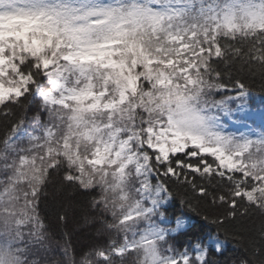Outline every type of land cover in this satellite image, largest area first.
Masks as SVG:
<instances>
[{
	"label": "snow or ice",
	"instance_id": "1",
	"mask_svg": "<svg viewBox=\"0 0 264 264\" xmlns=\"http://www.w3.org/2000/svg\"><path fill=\"white\" fill-rule=\"evenodd\" d=\"M245 76L264 80V0H0V264H77L41 216L56 176L107 236L78 264H211L173 255L143 201L172 181L215 224L264 216V141L193 130L208 95L244 93Z\"/></svg>",
	"mask_w": 264,
	"mask_h": 264
},
{
	"label": "trees",
	"instance_id": "2",
	"mask_svg": "<svg viewBox=\"0 0 264 264\" xmlns=\"http://www.w3.org/2000/svg\"><path fill=\"white\" fill-rule=\"evenodd\" d=\"M220 67L221 70H226L223 65ZM245 81L248 83V92L264 98V80H261L259 76H245ZM229 87H231L230 84ZM234 92L236 91L211 92L204 105L198 107L215 106ZM249 102L255 107H260L264 100L257 102L250 100ZM231 103L233 104L235 101ZM34 110L35 105H29L28 115L31 116ZM2 132L3 129L0 127V134ZM150 182L157 184L158 178L153 175L150 177ZM59 185L58 176L53 177L47 185V195L40 204L41 216L44 218L53 240L69 246V255L74 257L78 264L80 257L85 252L96 245L105 243L107 236L98 234L95 224H85L84 215L96 216V212L89 208L88 200L80 191L60 188ZM167 187L166 193L169 201L160 210V214L171 223L182 217L190 221L185 230L168 236L169 242L174 248L173 255H180L183 251L191 254L193 246L200 244L206 253H210L211 264H242L245 261L247 264H253L250 258L253 250L248 245L250 240H255L257 247L264 246V237L261 236V231H264V216L252 213L218 225L212 222V218L218 215V210L210 207L208 202L194 196L186 186L169 181ZM58 214L67 215L66 225L57 222ZM160 214L149 217L148 222H158ZM209 237L221 239L225 243V247L217 252L206 243ZM53 256L56 258L63 256L59 244L54 246Z\"/></svg>",
	"mask_w": 264,
	"mask_h": 264
},
{
	"label": "rangeland",
	"instance_id": "3",
	"mask_svg": "<svg viewBox=\"0 0 264 264\" xmlns=\"http://www.w3.org/2000/svg\"><path fill=\"white\" fill-rule=\"evenodd\" d=\"M260 99V97L248 91L242 94L236 91L230 97L218 102L215 106L202 107V115L205 117V122L213 134L230 137L236 142L264 141V103L260 107H255L249 102L250 100L257 102ZM232 101H235V103L232 104ZM152 198L156 200L154 206L149 202ZM168 201L169 198L166 192H161L155 197L146 196L143 203L146 207L153 208V213L149 216L152 217L156 213H159ZM148 223L164 230L168 235H175L185 230L189 226L190 221L187 218H178L170 226V221L160 216L158 222L153 221ZM206 243L210 244L216 251L217 249L222 250L225 247V243L217 237H209ZM193 250H203L206 252L199 244H196ZM184 254L190 255L187 252H183L181 255Z\"/></svg>",
	"mask_w": 264,
	"mask_h": 264
},
{
	"label": "clouds",
	"instance_id": "4",
	"mask_svg": "<svg viewBox=\"0 0 264 264\" xmlns=\"http://www.w3.org/2000/svg\"><path fill=\"white\" fill-rule=\"evenodd\" d=\"M221 2H223V0H221ZM193 130L194 131L203 132V133H211V130L207 126L206 122H205V126L204 127H198V128L193 129ZM64 264H70V262H64Z\"/></svg>",
	"mask_w": 264,
	"mask_h": 264
}]
</instances>
